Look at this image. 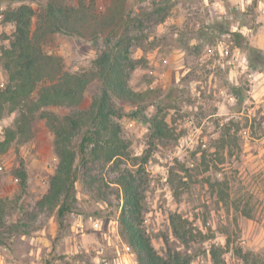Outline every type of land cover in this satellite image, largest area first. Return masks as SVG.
Instances as JSON below:
<instances>
[{"label":"rangeland","instance_id":"obj_1","mask_svg":"<svg viewBox=\"0 0 264 264\" xmlns=\"http://www.w3.org/2000/svg\"><path fill=\"white\" fill-rule=\"evenodd\" d=\"M46 1L0 0V12L20 2L37 10ZM84 1L102 22L96 38L87 29L84 36L54 32L43 42L68 71L90 65L103 36L117 28L110 19L134 17L141 9L140 26L130 25L138 63L129 78L140 97L116 103L126 112L117 121L129 151L120 168L134 170L148 154L141 218L153 248L159 254L169 248L188 251L190 264H212V246L224 264H264V68H251L243 47L264 52V0ZM158 9L165 10L164 17ZM12 29L0 14V39ZM232 32L243 36L242 46ZM6 79L0 66V86ZM96 87L88 88L84 104ZM134 111L137 115H130ZM156 111L167 122L166 138L150 136L146 117ZM14 117L10 112L0 119V139ZM56 161L52 134L42 121L35 123L31 139L0 153L7 222L28 221L24 211H36ZM21 170L23 188L16 174ZM101 174L108 181L104 199L76 180V201L62 225L54 212H40L28 232L2 231L0 264H137L119 231L116 172L106 167ZM171 214L203 237L181 243L171 232Z\"/></svg>","mask_w":264,"mask_h":264},{"label":"trees","instance_id":"obj_2","mask_svg":"<svg viewBox=\"0 0 264 264\" xmlns=\"http://www.w3.org/2000/svg\"><path fill=\"white\" fill-rule=\"evenodd\" d=\"M93 1L88 0L90 4ZM155 12H162L161 17L165 15V10ZM0 14L3 22L13 26L11 32L0 39V66L7 76L0 86V119L7 113H15L12 125L3 129L0 153L12 143L31 139L35 123L42 121L52 134V150L57 160L45 192L36 200V211L23 210L27 222L20 219L7 222V201L0 198V233L28 232L40 212H54L57 223L62 225L76 201L75 181L79 179L95 198L104 199L108 181L101 171L108 167L116 172L112 182L121 191L117 217L120 235L134 253L137 264H190L193 254L188 251L169 248L159 254L142 228V172L148 154L141 157L134 170L120 168L121 161L129 157V151L128 141L117 121L126 112L116 101L136 102L140 97L139 92L130 87L129 78L138 63L131 51L130 25L140 26L141 9L137 16H127L128 19L120 15L110 19V25L117 28L103 36V47L87 68L78 71L66 70L62 58L47 52L43 42L54 32L84 36L87 29H92L90 38H96L103 29L102 22L99 23L93 8L84 0H47L37 10L24 2L7 4ZM231 34L237 45L242 46L243 36L239 32ZM243 47L250 67L264 68V52L248 44ZM93 85L97 87L84 104V95ZM234 95L239 99L236 91ZM130 115L135 116L137 112ZM146 122L152 138L169 136L167 122L158 111L146 117ZM16 174L23 188L25 173L21 170ZM169 221L172 234L184 245L193 237H203L199 230L193 233L187 220L177 214H171ZM210 255L212 264H224L213 246Z\"/></svg>","mask_w":264,"mask_h":264}]
</instances>
